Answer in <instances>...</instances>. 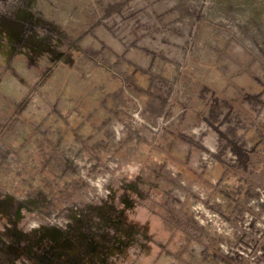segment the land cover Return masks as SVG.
I'll use <instances>...</instances> for the list:
<instances>
[{
  "label": "rangeland",
  "instance_id": "obj_1",
  "mask_svg": "<svg viewBox=\"0 0 264 264\" xmlns=\"http://www.w3.org/2000/svg\"><path fill=\"white\" fill-rule=\"evenodd\" d=\"M0 264H264V0H0Z\"/></svg>",
  "mask_w": 264,
  "mask_h": 264
},
{
  "label": "crops",
  "instance_id": "obj_2",
  "mask_svg": "<svg viewBox=\"0 0 264 264\" xmlns=\"http://www.w3.org/2000/svg\"><path fill=\"white\" fill-rule=\"evenodd\" d=\"M134 147H138V145H135Z\"/></svg>",
  "mask_w": 264,
  "mask_h": 264
}]
</instances>
